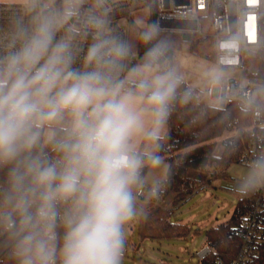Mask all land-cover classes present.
<instances>
[{"label": "clouds", "instance_id": "9594fccd", "mask_svg": "<svg viewBox=\"0 0 264 264\" xmlns=\"http://www.w3.org/2000/svg\"><path fill=\"white\" fill-rule=\"evenodd\" d=\"M137 41L142 55L110 0H0V264H122L125 225L167 179V122L193 99L158 29ZM248 169L243 191L264 153Z\"/></svg>", "mask_w": 264, "mask_h": 264}, {"label": "built area", "instance_id": "2783aa9c", "mask_svg": "<svg viewBox=\"0 0 264 264\" xmlns=\"http://www.w3.org/2000/svg\"><path fill=\"white\" fill-rule=\"evenodd\" d=\"M141 4L150 8L151 20L156 13L158 29L188 32L192 38L197 35L199 39L212 40L215 61L228 73L219 85L208 82L204 90L210 104L224 109L234 105L249 113L247 125L239 126V117L229 121L230 134L224 140L225 144H240V161L249 165L258 154L264 153V102L252 108L247 103L258 94L264 96V77L258 75L257 66L252 64L258 52L264 51V0H110L111 23L129 41L130 27L135 21L132 12ZM242 180L235 179L234 190L242 199L240 248L234 255L224 257L207 244L197 254L202 260L212 258L209 264L264 261V184L243 191ZM166 196L164 183L159 198L150 200L148 203L152 205L146 208L159 206Z\"/></svg>", "mask_w": 264, "mask_h": 264}, {"label": "trees", "instance_id": "16d2710c", "mask_svg": "<svg viewBox=\"0 0 264 264\" xmlns=\"http://www.w3.org/2000/svg\"><path fill=\"white\" fill-rule=\"evenodd\" d=\"M148 26H157L152 20L146 26L140 27L139 33ZM158 29V28H157ZM159 36L167 39L171 45V56L183 43L182 34L176 30L158 29ZM144 47L138 43L137 52L143 54ZM216 55V54H215ZM214 55V58H215ZM252 64L257 66L258 75L264 77V51H259ZM184 87L193 92V99L187 105H177L170 116L167 126L168 132L161 142L159 154L168 162L167 194L172 189L179 193L177 198L168 208L160 207L148 218L147 231L149 237L170 238L186 236L189 227L186 223L172 222L170 220L173 206L186 200L196 191L212 182L214 178L225 173L226 168L234 162H240L242 146L224 144L219 149V140H225L229 132V121L239 117V126L249 124V113L243 109L231 105L220 108L202 101V91L188 84L184 80ZM232 216L207 231V244L213 246L217 253L224 257L234 255L241 245V237L238 229L241 222L239 206ZM141 230V222H140ZM210 260L212 258H209ZM209 259L204 263L209 264ZM250 264H264L263 260H255Z\"/></svg>", "mask_w": 264, "mask_h": 264}, {"label": "rangeland", "instance_id": "374dc122", "mask_svg": "<svg viewBox=\"0 0 264 264\" xmlns=\"http://www.w3.org/2000/svg\"><path fill=\"white\" fill-rule=\"evenodd\" d=\"M133 19L138 25L130 27V42L138 49L137 36L140 27L146 26L151 20L150 8L139 5L132 12ZM127 24V22L125 23ZM216 54L212 40L199 39L194 35L192 40H183L182 46L175 50L173 63L184 80L189 85L202 91V101L210 104L211 101L205 92L208 84L207 73L213 67H220L214 58ZM221 68V67H220ZM224 74L228 71L224 70ZM168 126L166 125V132ZM230 133L226 134V137ZM223 138L219 140V149L224 147ZM164 162L163 171L167 176L168 162ZM248 165L243 162H234L229 165L225 173L207 183L204 188L196 191L192 196L173 206L170 220L186 223L189 231L186 236L142 239L138 217L125 225V247L127 255L122 264H207L198 256V251L207 245V231L212 226L228 220L236 209L240 195L235 192V179H243L248 173ZM161 170L151 173L150 182L158 178ZM264 182L256 187L262 186ZM152 204L147 203L145 207Z\"/></svg>", "mask_w": 264, "mask_h": 264}, {"label": "water", "instance_id": "95a60500", "mask_svg": "<svg viewBox=\"0 0 264 264\" xmlns=\"http://www.w3.org/2000/svg\"><path fill=\"white\" fill-rule=\"evenodd\" d=\"M152 22L154 24H156L157 22V15L156 13H153L152 15ZM134 25H138V23L136 21H133ZM182 39L185 41H190L192 40V34L191 33H183L182 34ZM179 195V193L175 192L172 189V185H170V190L167 194V196L165 197V199L161 202V204L159 206H156L154 208L148 209L145 207L146 211H147V217H140L141 219V237L142 239L146 238L149 236L148 231H147V223H148V218L154 214L160 207L162 208H168L171 206V204L174 202V200L177 198V196Z\"/></svg>", "mask_w": 264, "mask_h": 264}]
</instances>
